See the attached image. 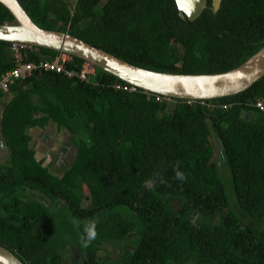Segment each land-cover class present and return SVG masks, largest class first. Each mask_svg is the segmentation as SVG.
Listing matches in <instances>:
<instances>
[{"label": "trees", "instance_id": "1", "mask_svg": "<svg viewBox=\"0 0 264 264\" xmlns=\"http://www.w3.org/2000/svg\"><path fill=\"white\" fill-rule=\"evenodd\" d=\"M20 1L42 28L68 29L156 71L226 72L264 46V0H223L218 15L207 10L194 22L175 0ZM13 20L0 2V25ZM57 54L40 48L29 59ZM84 61L74 57L69 68ZM14 68L11 43L0 41V78ZM125 86L100 68L91 82L37 72L11 86L0 243L26 264H67L73 248L85 254L78 264H264V111L253 105L264 99V78L205 105ZM50 127L76 148L65 174L38 158L36 136Z\"/></svg>", "mask_w": 264, "mask_h": 264}, {"label": "water", "instance_id": "2", "mask_svg": "<svg viewBox=\"0 0 264 264\" xmlns=\"http://www.w3.org/2000/svg\"><path fill=\"white\" fill-rule=\"evenodd\" d=\"M175 1L180 17L193 22L207 10L218 15L223 5V0H214L211 4L209 0ZM0 2L14 16L12 23L0 25V41L29 43L39 48L69 53L148 93L158 94L169 99L217 100L238 95L264 78V46L243 64L226 72L156 71L120 58L75 36L68 30L42 28L32 19L20 0H0ZM11 100V95L0 98V106L3 105V109L0 110V159L4 161L3 163H11V149L3 130V113ZM211 125L214 142L217 144L215 150L221 154V140L212 121ZM224 166L222 158L220 167L224 170ZM0 264L26 263L15 251L0 243Z\"/></svg>", "mask_w": 264, "mask_h": 264}, {"label": "built area", "instance_id": "3", "mask_svg": "<svg viewBox=\"0 0 264 264\" xmlns=\"http://www.w3.org/2000/svg\"><path fill=\"white\" fill-rule=\"evenodd\" d=\"M15 68L7 71L1 78H0V95H8L11 90V86L17 80H25L37 72H57L59 74L65 73L69 77H79L83 81L91 82L92 77L96 76L98 73V67L94 64L84 61L82 66L79 70L70 69L69 64L74 62V56L66 53V52H59L55 57H47L39 61H33L29 59V56L35 52H39L40 48L23 42H13L11 46ZM117 88H122L121 85H117ZM138 87L131 85V87L125 86L124 89H130L135 91ZM158 95V94H157ZM164 96L158 95V100H162ZM169 101L167 97H164ZM190 103L196 102L195 100H189ZM202 104H206L207 100H200L198 101ZM210 107L213 108H221L223 110H229L234 107V103L228 104H209ZM254 106L261 111H264V99L258 100L254 103Z\"/></svg>", "mask_w": 264, "mask_h": 264}, {"label": "flooded vegetation", "instance_id": "4", "mask_svg": "<svg viewBox=\"0 0 264 264\" xmlns=\"http://www.w3.org/2000/svg\"><path fill=\"white\" fill-rule=\"evenodd\" d=\"M213 1L214 0H210V4ZM186 16L187 15H185V17ZM59 132L57 130H55L53 127H50L49 130H47V129L42 130L36 136L35 141H37L36 145H38V143H40V139H41L43 142H41L40 144H43V149H45L46 145L49 146L52 144L50 149H49V154L51 156H53L54 160H53V158L52 159L50 158L51 161L48 163L49 164L51 163V166L53 167V169H56L58 171V173L65 174L68 167L70 165H72V163L74 162L76 155H74V157H73L72 151H73L74 147L72 145H70V143H69L70 138L66 136V133L63 135V138H65V139L63 140V138H62L60 144L59 145L57 144L61 138V134ZM62 141H64V142H62ZM36 192H38V191H36ZM38 193H40V192H38ZM60 205H61V202H59V201L54 202V206L59 207ZM69 256H70L69 257V263L70 264H78L77 259H79V257H81V259H83V257H85V254H83L80 249L73 248V249H71ZM79 264H84V263L81 262ZM85 264H86V262H85Z\"/></svg>", "mask_w": 264, "mask_h": 264}, {"label": "rangeland", "instance_id": "5", "mask_svg": "<svg viewBox=\"0 0 264 264\" xmlns=\"http://www.w3.org/2000/svg\"><path fill=\"white\" fill-rule=\"evenodd\" d=\"M68 29H66V31H67ZM3 109V105H1L0 106V110H2ZM56 130V129H55ZM60 134H61V138H60V141L57 143L58 145L60 144V142H61V140H62V138H63V135L65 134V132H59ZM65 138H63V140H64ZM213 139V141H215V139L214 138H212ZM37 142V141H36ZM41 142H43L41 139H40V143ZM62 142H64V141H62ZM40 143H38V145H35L36 147H37V149H38V157L40 158L41 157V155H40V150L41 149H43V144H40ZM52 145V144H51ZM51 145H49V146H47L46 145V147H45V152L44 151H41L42 152V154H43V156H44V159L45 158H48L49 157V159L51 158H53V156H51L50 154H49V149H50V147H51ZM214 145L216 146V148H217V144H216V142H214ZM72 154H73V157H74V155H76V148H74L73 149V151H72ZM57 155V154H56ZM53 160H54V158H53ZM215 160H216V162L218 163V164H221V161H222V157H221V154H220V152L218 153V152H216V156H215ZM4 161L3 160H1L0 159V163H3ZM230 177H231V175H230ZM229 177V178H230ZM228 178V179H229ZM227 179V178H226ZM225 179V180H226ZM29 193V195H30V192H28ZM59 213H58V218H56L58 221H59V224H60V226H63L64 225V222H63V219H64V213L62 212V210H59L58 211ZM60 229H61V227H60ZM137 244V243H136ZM135 246V245H134ZM125 250V249H124ZM103 253H107V252H105V250H102L101 251V254L103 255ZM125 254H127V252H125L124 254H123V256L125 255ZM115 262V261H114ZM67 264H70L69 263V260H68V263Z\"/></svg>", "mask_w": 264, "mask_h": 264}, {"label": "crops", "instance_id": "6", "mask_svg": "<svg viewBox=\"0 0 264 264\" xmlns=\"http://www.w3.org/2000/svg\"><path fill=\"white\" fill-rule=\"evenodd\" d=\"M35 148H37V147H35ZM38 150V149H37ZM41 151H44L45 152V149H41L39 152H40V155H41V157L40 158H44V156H43V154H42V152ZM39 158V157H38ZM51 160L49 159V157L48 158H46V162H50ZM9 163V162H8ZM28 192H30V195H31V198H35V199H38V198H42V195L40 194V193H38V192H36V191H30V190H28ZM28 195H29V193H28ZM29 195V196H30ZM26 199V200H25ZM24 199V201H26V202H30L29 200H27V198H25ZM28 199H30V198H28Z\"/></svg>", "mask_w": 264, "mask_h": 264}, {"label": "clouds", "instance_id": "7", "mask_svg": "<svg viewBox=\"0 0 264 264\" xmlns=\"http://www.w3.org/2000/svg\"><path fill=\"white\" fill-rule=\"evenodd\" d=\"M69 31V30H68ZM11 46H12V43H11ZM12 51V50H11ZM59 53V52H58ZM254 105V104H253ZM178 167V166H177ZM176 178L178 179V180H181V181H183V180H185L186 179V177H185V175L182 173V172H180V171H176ZM94 235H95V233L93 232V233H91L90 234V238H94Z\"/></svg>", "mask_w": 264, "mask_h": 264}]
</instances>
